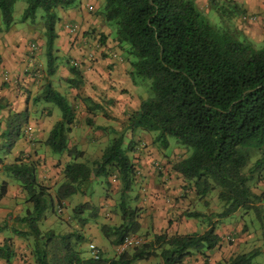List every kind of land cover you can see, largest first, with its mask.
<instances>
[{
  "label": "trees",
  "instance_id": "1",
  "mask_svg": "<svg viewBox=\"0 0 264 264\" xmlns=\"http://www.w3.org/2000/svg\"><path fill=\"white\" fill-rule=\"evenodd\" d=\"M78 1L24 0L20 21H33L37 9L42 11L39 18L43 23L44 58L49 74L54 71L55 9L69 8ZM14 2L0 0L3 29L13 22ZM208 8L217 15L219 23H209L204 13L207 11L199 9L194 0H102L97 14L112 27L113 39L123 45L129 57L131 81L146 79L152 89L151 97L140 99L137 107L126 113V128L152 134V141L163 148L167 147V137H173L184 153H180L171 168L188 183L192 194L204 198L216 190L221 203L216 218L228 217L240 209L243 213L252 210L264 229L260 207L264 189H252L257 180L264 179V41L257 46L235 29L232 19L244 11L234 0H208ZM100 40L98 36L96 41ZM67 68L73 77L67 80L74 83L79 70L73 65ZM41 98L54 104L61 113L44 144L53 153L69 156L54 194L51 195L49 186L37 180L35 160L22 153L10 163L0 158V169L18 183L24 200L30 203V209L17 220L25 228L14 231L31 236L35 264H55L47 261V253L58 259L62 249L68 264H131L153 256L159 257V264H181L194 253L206 258V252L220 241L226 243L225 234L215 233L212 213L199 209H184L180 216L207 219L204 231L179 234L163 230L147 241H143L142 235L138 245L110 258L100 254L97 259L78 257L73 249L77 240L72 239L80 237L78 233L59 235L47 230L42 234L39 222L46 213L57 215L63 199L83 192L93 178L100 176L107 183L111 175V181L120 184L117 209L122 221L118 225H100L101 233L111 244L118 245L123 237L137 233L139 224L134 214L139 208L127 205L126 192L138 169L127 155L132 150L131 142L123 146L124 132L112 129V137L98 157L89 163L79 161L83 152L76 146H67L69 124L74 118L71 106L49 83L44 84ZM86 98L82 102L87 111L97 108ZM25 122V111L8 115L2 133L7 148L20 135V126ZM6 184L4 180L0 182V198L5 194ZM86 207L87 203H81L73 208V213L80 214ZM89 208L88 213L94 215L96 208ZM256 252L237 253L213 264H251ZM9 255L8 243L3 242L0 257L7 260Z\"/></svg>",
  "mask_w": 264,
  "mask_h": 264
},
{
  "label": "crops",
  "instance_id": "2",
  "mask_svg": "<svg viewBox=\"0 0 264 264\" xmlns=\"http://www.w3.org/2000/svg\"><path fill=\"white\" fill-rule=\"evenodd\" d=\"M234 1L239 3L242 0ZM89 2V0H79L75 5L66 9L58 8L55 12L57 20L54 27L56 37L53 42L54 71L50 74L46 71L45 65L43 25L35 23V20H25L20 21V24L12 22L7 29H3L0 23V71L5 73V76H0V158L4 163H10L22 153L35 160L37 180L49 186L50 190L54 181L53 176L62 177L61 171L64 163L69 160V156L65 153H53L44 144L49 130L61 118L60 110L57 111L54 104L41 98L44 84L49 83L54 90L65 97L72 108L74 118L69 124L67 146L78 148L80 141L93 143L103 139L101 133L93 138L90 137L89 130V137L86 133L82 135L80 132V137L77 134L74 135L76 105L83 109L84 114L93 118V126L97 131H102L99 127H103V130L106 129L109 133L112 129L116 131L117 128L121 129L124 135L126 131L129 132L127 142H131L132 150L128 151L127 155L138 169V175L133 179L135 184H131L129 191L126 192L127 205L139 208L134 214V220L139 224L138 231L142 230L146 235L143 241L149 240L152 234L163 230L179 234L202 232L205 227L199 230L196 220L189 221L188 218L180 216V213L186 207L193 206L194 202L199 206L200 211L203 209L196 202V198H192L195 196L192 194V189L188 188V183L171 168L172 163L182 152L179 145L175 143L170 145L167 139V147L163 148L152 141V134L139 129L131 132L126 128V113L135 109L141 99L137 88L138 83H133L130 79L129 57L125 54L123 45L113 39L112 27L99 15L94 18L86 12L87 6H91ZM194 2L199 9L203 10L204 7V11L209 10L208 0H194ZM101 3L102 0H98V6ZM94 8H97V5ZM260 8L258 2H252L249 11L255 13L260 11ZM67 23H75L78 26L75 35L66 31ZM98 36L100 41H96ZM28 41L36 43L38 65L32 62L26 50ZM68 65H73L79 70L78 80L74 83L67 80L73 78L68 72ZM85 97H87L86 102L93 103L97 108L87 111L82 102V98ZM74 100L78 103L73 106ZM20 111L26 112V122L20 126V135L7 148L5 135L2 134L6 129L7 117L10 113ZM118 119L123 122L122 126L118 125ZM123 143L126 142L123 141ZM2 180L7 184L5 194L0 198V245L3 242L8 243L10 255L7 260L0 257V264H35L31 236L18 235L14 231L25 228L17 220L27 209H30V203L24 200L18 183L0 169V182ZM85 190L71 194L62 200L60 209V212L64 213L61 215L62 219H54L46 213L39 222L40 232L43 234L51 230L59 235L80 234V237H72L77 240L73 249L78 257H91L88 251L89 244L95 245L102 257H114L117 255L118 245L109 242L101 233L100 225L121 223L117 202L105 198L104 202L97 206L87 198ZM76 194L84 196L85 199L80 201L79 196H75L71 200V196ZM186 198L190 199L189 206H186L188 203L185 202ZM81 203H87L91 208L95 207V214L88 213L89 207L84 208L80 214L73 213V208ZM106 208L109 210L105 211ZM215 219H218V227L215 228L217 235L222 236L230 230V226L226 220L224 221L226 218L213 220ZM246 236L243 238L248 240L250 234ZM84 241L87 243V253L82 252L81 243ZM247 246L248 242L237 247L236 244L227 245L220 241L213 250L206 252V258L199 253H194L185 257L181 264H213L234 254L248 252H239V249ZM64 252L62 249L61 253L57 254L58 259L48 252L46 259L49 263L68 264ZM159 263V257L153 256L135 260L131 264Z\"/></svg>",
  "mask_w": 264,
  "mask_h": 264
},
{
  "label": "rangeland",
  "instance_id": "3",
  "mask_svg": "<svg viewBox=\"0 0 264 264\" xmlns=\"http://www.w3.org/2000/svg\"><path fill=\"white\" fill-rule=\"evenodd\" d=\"M91 9H85L86 12L91 15L97 17L98 16V11L101 9V5L98 6V0H89ZM252 2H258L260 4V11H257L255 13H251L249 10L252 6ZM239 6L240 9L244 11L242 15L239 17L236 16L235 18L232 19L233 26L235 27L236 30H238L240 33L245 35L247 38H249L251 41H253L257 46L262 45L264 41V0H242L241 2L239 1ZM95 5H97V8H94ZM24 7V0H15L13 7H12V19L14 23L20 24V18L22 14V9ZM58 8L55 9V12L57 11ZM204 9V7H203ZM207 20L209 23L217 24L219 23V19L217 15L212 11L209 10L207 12H204ZM42 14V11L40 9H37L36 11V18H35V23H40L43 25L42 20L39 18V15ZM246 17H251L252 19L248 20L246 19L245 21L241 22L242 16ZM243 20V19H242ZM248 20V21H247ZM29 21V20H27ZM261 22V24L259 23ZM29 23V22H28ZM263 23V24H262ZM44 38V37H43ZM138 84V93L139 97L141 99H145L148 97L152 96V89L150 87V82L146 79H143L137 82ZM78 103V102H77ZM75 100L73 101V106L77 104ZM56 107V106H55ZM57 111L58 108L56 107ZM74 112L76 114V133L78 137H80V133L82 135H85V133L88 136V130L90 131V137H95V135H98V133H101V140L91 143V141H80L79 143V149L82 150L83 155L82 157L78 158L79 161L89 163L92 159H95L96 157L99 156L103 146L107 144L109 139L112 137V133L107 132L106 129L102 131H97V129L93 126L94 120L93 118H90L86 114L83 113V109L79 108L77 105L74 107ZM116 115V114H113ZM116 118V116H114ZM86 119H90V124L86 122ZM117 119V118H116ZM117 123L119 126L123 125V122L121 120H117ZM116 125V123L114 124ZM114 130V129H113ZM116 131H120L121 129L117 128L115 129ZM97 131V132H96ZM80 132V133H79ZM129 135V132L126 131L124 135L123 141L126 143H123V146L126 145L128 142L127 137ZM83 137V136H82ZM89 137V136H88ZM169 144L172 145L175 143V140L173 137L168 136L167 137ZM144 141V140H143ZM105 143V144H104ZM170 148V146H169ZM168 148V150H169ZM182 151L180 152L181 154L184 153L183 148L179 147ZM57 174V173H56ZM137 176V175H136ZM113 176L109 175L107 177L108 182L106 183L104 181V177L100 176L98 178H93V180L90 182V184L86 187V196L91 200L93 204H96L98 206L99 203H103L105 198H108L109 201L115 200L117 203L119 201V193H120V184L119 182L116 181H111ZM53 183L51 185L52 190L51 195L54 194L55 188L57 184L60 181L59 176L55 175L53 176ZM135 184V183H133ZM252 189L254 191H260L264 189V179L262 180H257L255 185L252 186ZM75 196H79V200L83 201L85 199L84 196H81L80 194L72 195L71 200L75 198ZM192 198H196L193 197ZM191 198V199H192ZM192 199V200H193ZM190 199L186 198L185 202H188L186 206L190 205ZM196 202L200 205V208L203 209L204 213H212V219L216 218V213L220 209L221 203L220 201L217 200L216 198V190H212L209 192L204 198H196ZM261 211L264 215V202L261 203ZM199 206L197 204H193V206L186 207V211H199ZM109 208H106L105 211H108ZM68 213L70 211V208L68 207L67 209ZM57 215H51L48 213L49 216H51L54 219H62L61 215H63V211H58L56 213ZM85 214V212L83 213ZM110 214V212H108ZM224 221L226 220V223L228 226H230V230H227L225 232V237L224 239L227 240L225 241L227 245H237V247L241 244H245L248 242V246L239 249V252L242 251H251L254 250L257 252L252 258L251 263L252 264H264V229L259 225V219L256 216V214L252 211L249 210L246 213H243V210H237L233 215H230L228 217H225ZM189 221L196 220L195 222L197 223V228L201 230L202 228L206 227V223L204 219L202 218H188ZM172 221H173V216H172ZM215 223V228L218 227L217 221L213 220ZM56 223L58 224L57 220ZM173 224V222H172ZM247 234H250V237L247 238L248 240L244 239ZM136 236L140 237L142 235L146 236L142 230L137 231L135 233ZM245 235V236H244ZM247 237V236H246ZM228 238H231L232 240H229ZM87 243L84 241L81 243V248L82 252L87 253L86 250ZM258 247V248H257ZM248 249V250H247ZM89 251V250H88Z\"/></svg>",
  "mask_w": 264,
  "mask_h": 264
},
{
  "label": "built area",
  "instance_id": "4",
  "mask_svg": "<svg viewBox=\"0 0 264 264\" xmlns=\"http://www.w3.org/2000/svg\"><path fill=\"white\" fill-rule=\"evenodd\" d=\"M87 9H91V6H87ZM242 19H252L251 17H246V16H242ZM65 29L69 34H74L77 32L78 30V26L75 23H67L65 24ZM26 50L29 53L30 59L32 60V62H34L36 65L39 64L38 60L36 59L37 56V46L36 43L34 41H28L26 43ZM75 65V62H74ZM0 76H5V73L0 71ZM75 102L77 103L78 101L75 100ZM142 241V239L136 235H128L123 237V239L121 240L120 244H118L117 246V254L122 252L123 250H125L126 248L129 247H133L138 245L140 242ZM89 251H90V256L93 259H97L99 257V250L97 249V247L93 244H89Z\"/></svg>",
  "mask_w": 264,
  "mask_h": 264
}]
</instances>
